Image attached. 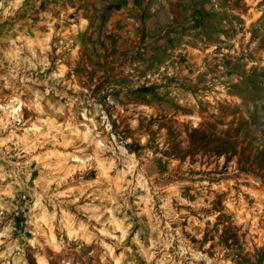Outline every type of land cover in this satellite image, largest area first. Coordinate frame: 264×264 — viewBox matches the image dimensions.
<instances>
[{
	"label": "rangeland",
	"instance_id": "374dc122",
	"mask_svg": "<svg viewBox=\"0 0 264 264\" xmlns=\"http://www.w3.org/2000/svg\"><path fill=\"white\" fill-rule=\"evenodd\" d=\"M0 264H264V0H0Z\"/></svg>",
	"mask_w": 264,
	"mask_h": 264
},
{
	"label": "bare ground",
	"instance_id": "6f19581e",
	"mask_svg": "<svg viewBox=\"0 0 264 264\" xmlns=\"http://www.w3.org/2000/svg\"><path fill=\"white\" fill-rule=\"evenodd\" d=\"M15 99H16V98H15ZM17 100H18V99H17ZM17 100H16V101H17ZM11 101H12V100H11ZM12 102H13V101H12ZM18 102H19V101H18ZM11 105H13V104H11ZM8 106H9V105H8ZM1 107H2V106H1ZM9 107H10V106H9ZM11 107H13V106H11ZM5 109H6V108H5ZM10 109H11V108H10ZM6 110H7V109H6ZM13 110H14V109H13ZM18 113H19V112H18ZM17 121H18V120H17ZM141 182H143V181H141ZM141 182H140V183H141ZM143 183H144V182H143ZM240 214H241V213H240Z\"/></svg>",
	"mask_w": 264,
	"mask_h": 264
}]
</instances>
